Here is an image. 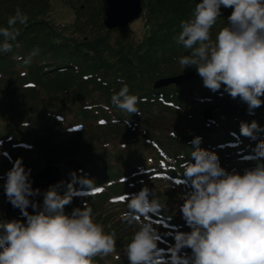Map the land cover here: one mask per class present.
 Listing matches in <instances>:
<instances>
[{
    "label": "trees",
    "instance_id": "1",
    "mask_svg": "<svg viewBox=\"0 0 264 264\" xmlns=\"http://www.w3.org/2000/svg\"><path fill=\"white\" fill-rule=\"evenodd\" d=\"M89 1L92 11L88 20H78L75 25L64 26L51 18L50 0H0V27L7 26V20L15 14L16 8H20L29 18L27 26L18 25L20 35L15 43L19 47L14 46L11 53L0 54V84H5L3 102L7 101V108L2 107V112L4 110L6 114L11 113L16 117L1 136L4 139L10 137L11 142L17 138V142H20V137L34 136L44 129L48 130V134L51 133L50 137L45 134L40 140L46 137L50 140L60 125L64 132L60 130L59 134L77 139L76 157L82 162L87 159L91 161L92 157L89 156L95 153L92 151L94 144L102 142L104 137H119L123 134V138L131 144V136L139 135L147 152L140 155L142 161L139 159L127 163L123 156L118 158L115 165L111 162L93 164L92 161L89 162L90 166H83L87 175L84 173L81 177H91V180L98 177V183L120 175H129L136 180L143 168H159V161H163L161 165L166 168L168 160H172L174 163L171 162L169 168L160 167V170H164L170 177H183L185 182L167 186V192L163 195L165 200L160 201L165 206H162L160 212L172 222L183 223L185 220L180 211L184 202L182 197L191 187L190 183H186L182 165L185 159H190L192 140L200 137L201 148L223 157L225 149L229 150L223 148V144L233 137L230 132L237 130L243 139L251 138L241 134L242 122L250 124L255 121L258 124L254 137L264 134V104L249 113L248 105H238L237 100L240 98H232L224 91L223 85L217 92H212L204 86L194 67L181 68L178 60L188 53L182 45L176 43V37L181 31V21L192 18L200 0H143L146 24L140 34L131 27L120 31L106 28L102 16L105 1ZM81 9L77 10V16ZM231 11V8L221 6L222 16L211 29L213 40L218 30L227 25ZM34 49L39 50L38 54L25 63ZM16 56L21 59H16ZM188 70L195 71L196 78L184 80L180 84L155 85L163 77L176 76ZM121 80L129 86L130 94L140 98L137 104L139 113L129 114L112 105L111 96L123 86L118 82ZM192 97L198 100L209 99L218 104L219 108L227 109L228 115L222 119L216 117L212 122L200 118L199 123H183L181 128L178 127L180 124L174 123L176 127L171 125L173 122L161 125L166 122L165 118L154 116L176 111V108L184 106ZM261 99L264 100V96ZM21 100L22 103L19 102ZM240 113L244 115L242 119H239ZM93 128L96 129L91 135V142L83 145V138ZM158 138L164 142L163 146ZM182 155L184 159H181ZM43 160L47 161L46 156ZM128 183L124 187H128ZM120 188H123L121 184L110 186L103 196L87 203L92 207L93 214L105 211L103 215L108 217L102 221L106 231L112 230L107 227L111 224L106 222L111 215L115 217L113 210L106 207L101 211L98 209L102 207L100 204L120 193ZM66 190L65 187L59 189L61 194ZM85 202L84 199L73 197L70 203L72 206L67 205V210L72 212L74 208H83ZM122 205L127 210V204ZM4 218L6 221L25 220L24 216L17 214H7ZM155 227L158 233L175 243L173 235L164 226ZM122 241L120 236L119 243ZM127 243L124 242V245Z\"/></svg>",
    "mask_w": 264,
    "mask_h": 264
},
{
    "label": "clouds",
    "instance_id": "2",
    "mask_svg": "<svg viewBox=\"0 0 264 264\" xmlns=\"http://www.w3.org/2000/svg\"><path fill=\"white\" fill-rule=\"evenodd\" d=\"M221 6L232 11L213 40L211 29L222 16ZM28 19L16 8L7 26L0 27V54L19 47L15 43L18 25L27 26ZM180 27L176 43L188 53L178 60L182 69L194 67L212 92L223 85L232 98L239 97L248 105L249 113L264 104V0H200L192 18L181 21ZM38 51L34 49L25 63ZM118 82L123 86L111 96L112 105L129 114L139 113L140 98L130 94L122 80ZM257 129L255 121L240 125L247 137H254ZM191 143L190 159L182 165L191 190L183 195L180 207L191 231L174 234L175 244L168 249L172 264H264V163L259 162L264 158V141L251 157L258 161L256 166L243 174L222 168L216 153L200 147V137ZM30 173L17 159L6 174L7 199L25 220H0V264H94L95 257L116 252L115 230L106 231L95 220L92 207L85 204L71 214L64 211L76 194L77 182L91 191L101 190L91 179L72 173L63 194L56 185L44 192L41 208L30 199L40 193L33 189ZM122 199L127 201V211L121 220L138 225L124 249L130 264H161L159 236L149 215L159 214V197L145 186ZM29 206L34 213L28 212ZM185 248L191 249L190 257L179 255Z\"/></svg>",
    "mask_w": 264,
    "mask_h": 264
},
{
    "label": "rangeland",
    "instance_id": "3",
    "mask_svg": "<svg viewBox=\"0 0 264 264\" xmlns=\"http://www.w3.org/2000/svg\"><path fill=\"white\" fill-rule=\"evenodd\" d=\"M51 3V18L55 19L57 21V24H61L64 26L68 25H75L76 21H87L89 18V14L92 11V8L89 6L90 1L89 0H50ZM86 7V8H85ZM79 8L81 9L80 13L77 16V10ZM101 14V13H100ZM104 15V11H102V16ZM145 18H144V13L142 16L131 23L128 27H131L132 30H135L137 33H141L144 28H145ZM127 27V28H128ZM117 31H120L119 29H116ZM115 30V32H117ZM194 73V76L196 78V72L195 71H186L183 73ZM166 78V77H165ZM170 78V77H169ZM199 78V77H197ZM161 79H164L161 78ZM200 80V78H199ZM5 84H0V135L6 131V127L9 125H12L14 122V118H16L14 115L12 116L10 114H6L5 111L3 110L2 112V107L5 109L7 108V101L6 103L3 102V97H5ZM10 90V89H9ZM8 90V91H9ZM22 103V100L19 101ZM239 102V101H237ZM214 102H211L210 100H198L196 98H190L189 101H186L185 105H181L180 107L176 108V111L173 112H167V113H160L159 115H154L156 117H164L165 121L161 125H167L170 122L171 125L175 126V124H180L178 127H182L183 123L184 125L188 124H195V122L199 123L200 118L203 117V111L206 108L205 106L209 104H213ZM38 107V106H37ZM35 107V108H37ZM228 108V107H226ZM7 110V109H6ZM219 112V113H218ZM216 117L222 118L227 115L228 110L225 108H219L217 111H215ZM218 113V114H217ZM188 120V121H187ZM187 122V123H186ZM158 124V123H157ZM62 126H58L56 130L59 132L60 130L64 132V128H61ZM159 126L158 128H160ZM174 127V128H175ZM157 128V129H158ZM173 128V129H174ZM96 128H93L89 133H86V137L83 138V145H87L91 139V135L95 132ZM175 130V129H174ZM52 133L53 136L49 140L48 137L44 138L43 141L40 140V137L42 135L47 134L48 136L51 134H48V130L45 131L44 129L36 132V134L33 135H27V136H22L20 137L21 144L16 143L17 138L15 141L11 142L10 139L8 138L7 140L0 141V220H5V216L9 214L7 212V203L8 199L5 194L4 190V183L6 181V174L7 172L12 168L13 164L17 159H22L23 165L25 166L26 170L30 169L31 173L30 175L38 172L41 168H43L45 165L48 164H58L60 165V168L64 174L63 179L59 182V184H56V186L59 187H65L67 188V184L71 182L72 180V173H76L78 176L85 173V170L82 168L83 166H90L89 162L93 164L94 163H104L105 164L108 162L115 163L118 161V158L120 156L125 157V160L128 162H133L135 160H141L140 155H145L147 152L145 151V145L142 143L140 140L139 135H134L131 136V144L129 141L125 140L122 136L119 137H111L109 135L107 138L104 137L105 139L101 140L102 142L94 144V149H92L94 155L89 156L92 157L91 161L87 159L83 160L80 162V160H77L76 154L77 152V146H78V141L77 139H70V136L65 135L63 133ZM175 134V133H174ZM113 136V135H112ZM195 136V135H194ZM197 136V134H196ZM50 137V136H49ZM47 139L46 141H44ZM159 139V138H158ZM162 140V139H161ZM159 139V142L162 144L161 146L164 145V142ZM165 141V140H164ZM91 142V141H90ZM124 145V146H122ZM58 151L61 153L58 154ZM138 152V153H133V152ZM65 152V153H64ZM58 154V155H57ZM127 154V155H126ZM126 155V156H125ZM222 155V154H221ZM46 156V160L44 161L43 159ZM61 156V158H60ZM43 158V159H42ZM230 158V157H229ZM86 159V158H85ZM227 157H219V163L222 168L229 172H238L240 174H243L245 169H251L254 168L257 164L258 161H252V162H242V160L238 159L236 156V159L232 161V159H227ZM264 160V159H263ZM48 162V163H47ZM173 162L172 160H168V163L171 164ZM259 162L264 163V161L259 160ZM174 163V162H173ZM168 164V165H169ZM161 168H164L162 166ZM169 168V167H168ZM146 172V171H145ZM144 172V173H145ZM157 172V171H154ZM163 172H165L163 170ZM149 173V174H148ZM151 172H147L148 174L145 178L141 179H136L133 181V184L136 185V187L139 188V191L141 190L142 187L147 186L150 190H154L159 197L160 201H164L165 197L163 196L167 192V186L171 185L170 180L165 177L163 174H150ZM145 180V182H143ZM63 182V183H62ZM143 182V183H142ZM78 183V182H77ZM143 186H142V184ZM97 184V183H95ZM76 185V184H75ZM54 186V185H53ZM87 188V187H85ZM48 189L43 191L40 195L41 199V208L43 207V194L46 192ZM163 207L165 206L162 202L161 204ZM111 210H113V217L112 215L109 218V221L107 220L106 223L109 222L111 224V229L115 230L116 232V249H119L120 244L124 245V242L126 243L127 241L130 242V239L133 235L132 232L136 231L138 229V225H128L126 222L121 220V215L124 211L121 210L120 205L118 206H111ZM109 208V209H110ZM68 207L65 206L64 211L67 214H71L70 210H67ZM16 212V211H15ZM105 211H103L104 213ZM103 213H94V217L96 218V221L98 223L103 224V218L106 219L108 216L103 215ZM100 214V215H98ZM106 214V213H105ZM163 214V213H162ZM100 216V218H99ZM142 221V220H141ZM152 223V222H151ZM153 225V223H152ZM180 225H185L187 228L186 232L191 231L190 227L188 228V225L184 222L179 224V231H183L182 227L180 228ZM120 236L122 238L121 243L120 242ZM125 238V239H124ZM164 239L166 242L167 238L162 237L158 240V246H161V242ZM126 247V245L122 246ZM172 247V246H171ZM188 249V248H187ZM191 249H188L190 252ZM116 253V252H115ZM113 253V255L115 254ZM117 255V253H116Z\"/></svg>",
    "mask_w": 264,
    "mask_h": 264
},
{
    "label": "water",
    "instance_id": "4",
    "mask_svg": "<svg viewBox=\"0 0 264 264\" xmlns=\"http://www.w3.org/2000/svg\"><path fill=\"white\" fill-rule=\"evenodd\" d=\"M107 7L105 10L104 24L108 29H114L119 27H127L130 23L138 19L142 12V0H106ZM194 76V73L180 75L177 77H171L167 79H161L156 83V86L179 83L184 79H190ZM212 108L204 112L206 118H212ZM62 177V172L59 166L49 165L42 169L37 174L31 175L29 178L32 182L33 189H39L41 191L56 182ZM40 193L34 197H30L31 200L41 205L39 198ZM8 208L10 211H18L19 208L13 207L8 200ZM29 213H34L35 210L29 206L27 209ZM21 211V210H20Z\"/></svg>",
    "mask_w": 264,
    "mask_h": 264
},
{
    "label": "bare ground",
    "instance_id": "5",
    "mask_svg": "<svg viewBox=\"0 0 264 264\" xmlns=\"http://www.w3.org/2000/svg\"><path fill=\"white\" fill-rule=\"evenodd\" d=\"M182 219H183V217H182ZM155 226L159 227L158 225H154V224H153V227H154V228H156ZM156 230H157V228H156ZM157 232H159V231H157Z\"/></svg>",
    "mask_w": 264,
    "mask_h": 264
}]
</instances>
